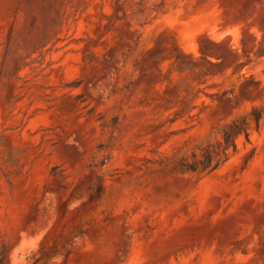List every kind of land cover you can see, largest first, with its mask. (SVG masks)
<instances>
[{
	"label": "rangeland",
	"instance_id": "374dc122",
	"mask_svg": "<svg viewBox=\"0 0 264 264\" xmlns=\"http://www.w3.org/2000/svg\"><path fill=\"white\" fill-rule=\"evenodd\" d=\"M253 108L227 161L177 170ZM0 253L264 264V0H0Z\"/></svg>",
	"mask_w": 264,
	"mask_h": 264
},
{
	"label": "trees",
	"instance_id": "16d2710c",
	"mask_svg": "<svg viewBox=\"0 0 264 264\" xmlns=\"http://www.w3.org/2000/svg\"><path fill=\"white\" fill-rule=\"evenodd\" d=\"M260 111L253 108L249 114L241 115L224 124L220 129V138L213 143H207L200 146L197 152H193L190 157H183L177 163V170L180 173H209L217 169L227 161L237 151V139L243 137L246 142L249 141V134L252 129L258 128L260 121ZM44 241L39 244L38 257L34 260L44 261L45 259L57 255L55 246H45ZM4 256L0 253V264L4 263ZM43 264L45 262H42ZM34 264V263H33Z\"/></svg>",
	"mask_w": 264,
	"mask_h": 264
}]
</instances>
